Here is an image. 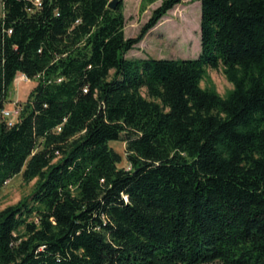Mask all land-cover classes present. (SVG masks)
<instances>
[{
  "label": "trees",
  "instance_id": "trees-1",
  "mask_svg": "<svg viewBox=\"0 0 264 264\" xmlns=\"http://www.w3.org/2000/svg\"><path fill=\"white\" fill-rule=\"evenodd\" d=\"M36 1L2 0L0 113L38 82L0 114V187L37 180L0 212V264H264V0H200L196 59L126 57L183 0L134 38L124 0ZM220 67L225 98L201 87Z\"/></svg>",
  "mask_w": 264,
  "mask_h": 264
},
{
  "label": "rangeland",
  "instance_id": "rangeland-1",
  "mask_svg": "<svg viewBox=\"0 0 264 264\" xmlns=\"http://www.w3.org/2000/svg\"><path fill=\"white\" fill-rule=\"evenodd\" d=\"M142 1L124 0L125 35L127 38L137 37L150 20L154 10L162 4V0H159L142 10ZM2 14L3 3L0 0V15ZM201 15L200 0H183L126 57L128 59L198 58L201 53ZM37 80L25 81L19 76L10 89L9 102L5 109L13 110L19 103H25L30 92L36 86ZM201 87L206 90H214L223 98L234 88L228 81L223 67L219 69L207 68ZM126 145L127 143L123 141L111 143V146L124 157V161L119 167L130 170V165L125 160ZM36 183V179L26 182L21 173L0 187V212L29 198L35 191Z\"/></svg>",
  "mask_w": 264,
  "mask_h": 264
},
{
  "label": "built area",
  "instance_id": "built-area-1",
  "mask_svg": "<svg viewBox=\"0 0 264 264\" xmlns=\"http://www.w3.org/2000/svg\"><path fill=\"white\" fill-rule=\"evenodd\" d=\"M36 4L40 6V0H37ZM20 76L22 80L30 81L26 76L24 75H20ZM20 111H21V108L18 104L17 106H15L13 110L3 109L0 114L3 118H5L8 121V124L12 126L19 121ZM58 130L60 131L61 128H58Z\"/></svg>",
  "mask_w": 264,
  "mask_h": 264
},
{
  "label": "water",
  "instance_id": "water-1",
  "mask_svg": "<svg viewBox=\"0 0 264 264\" xmlns=\"http://www.w3.org/2000/svg\"><path fill=\"white\" fill-rule=\"evenodd\" d=\"M117 2H118V0H112V2H111V4H110V8H111V9H115L116 6H117Z\"/></svg>",
  "mask_w": 264,
  "mask_h": 264
}]
</instances>
